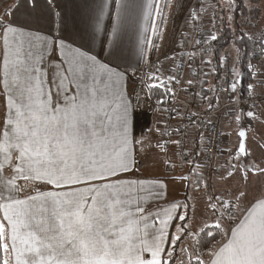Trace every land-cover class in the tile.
Listing matches in <instances>:
<instances>
[{
	"label": "snow or ice",
	"instance_id": "1",
	"mask_svg": "<svg viewBox=\"0 0 264 264\" xmlns=\"http://www.w3.org/2000/svg\"><path fill=\"white\" fill-rule=\"evenodd\" d=\"M67 2L0 0V264H264V0L198 3L169 52L181 0H71V34Z\"/></svg>",
	"mask_w": 264,
	"mask_h": 264
},
{
	"label": "crops",
	"instance_id": "2",
	"mask_svg": "<svg viewBox=\"0 0 264 264\" xmlns=\"http://www.w3.org/2000/svg\"><path fill=\"white\" fill-rule=\"evenodd\" d=\"M181 2L185 5L186 10L183 11V12L177 10L176 13L172 15V18L168 21L167 27L169 25L172 26V24H174V19H178V16L180 14H182L184 16V18L186 19V17L188 16V10L196 8L198 3H203L204 6L205 5L207 6V4L209 2H214V0H181ZM76 3H80V0H76ZM80 6H81V10H83V5L81 4ZM73 12H74V4H73V2H71V0H68V2L66 3V14H67V18H68L67 19V22H68V34H71ZM209 15H211V9L209 10ZM184 26H185V21H184ZM185 31L187 32L188 28L185 27V30H183V32H185ZM135 41H136L135 29H130L128 31L127 35H125V37H124V46H125V48L126 49L132 48V46L134 45ZM82 42H84V41L77 40V43H82ZM174 44H177V46L179 44H182V41H180V37L178 38L177 41L174 42ZM174 44H173V46H174ZM173 46L171 47V49L173 48ZM91 48H92L94 53L98 54L100 56V58L103 59L102 44H101V40L100 39L92 41L91 42ZM152 59L153 60L156 59L155 55H153ZM190 70H194L195 72H197L196 67L193 66V65L191 66ZM222 82H223V80H222ZM138 86L139 85H137V87ZM185 87H188L187 84L185 85ZM195 94H196L195 90L192 88L188 94H185V93L182 92L181 97H182L183 101H189V100L192 99V97L196 96ZM197 103H198V100H197ZM257 113L261 115L262 119L264 118V105H263V109L262 110H257ZM254 125H255V121H253V126H251V127H254ZM223 156L219 158L221 163L223 162V158H224ZM153 174L163 175L164 172H163L162 168L158 167L156 172L153 173Z\"/></svg>",
	"mask_w": 264,
	"mask_h": 264
},
{
	"label": "rangeland",
	"instance_id": "3",
	"mask_svg": "<svg viewBox=\"0 0 264 264\" xmlns=\"http://www.w3.org/2000/svg\"><path fill=\"white\" fill-rule=\"evenodd\" d=\"M184 21H185L184 16L182 14H180L178 16V19H174V24H172V26L169 25L167 27L166 38H165V40L163 42L164 43V49L163 50L165 52H168L171 49V47L173 46L174 42L177 41L178 38L180 37L179 35L183 32V30H185ZM204 23H205L206 26L210 27V25L208 24L207 17L204 20ZM230 51H231V47L228 49V52H230ZM198 63L199 62H198V58H197V62H196V64H194V66L196 67L197 73H200V71L197 69L199 67ZM190 68L191 67H189L188 72H187V79L192 75L193 72H195L194 70H190ZM262 105H264V104H262ZM234 129H235V125H233L232 128L227 127V125H225L223 127V131L225 133L231 132L230 136L226 135L227 144H226V146L224 148L225 150H227V148H229V147H232L234 149V147H235V145L237 143V136L235 134ZM247 129H248L249 137H255V136H257V132L258 131L264 129V124H261L258 121H255L254 127H251V128L248 127ZM261 139H262V141H264V137H262ZM223 157H224L223 158V162L227 161L228 156H227L226 151H225V154H224ZM177 175H178V173H177Z\"/></svg>",
	"mask_w": 264,
	"mask_h": 264
},
{
	"label": "trees",
	"instance_id": "4",
	"mask_svg": "<svg viewBox=\"0 0 264 264\" xmlns=\"http://www.w3.org/2000/svg\"><path fill=\"white\" fill-rule=\"evenodd\" d=\"M217 23H218V21H217ZM222 30L225 33L224 38L222 40H220L218 43L217 42H210L211 44H215L216 51L219 54H224V53L228 52V49L231 47V40H232L231 31L227 28V26H225ZM225 42H227V45H228L227 47H224ZM205 59H207V57H205ZM198 62H199L198 63L199 64L198 70L200 71L201 78H203V73H210L212 66L207 65V64L201 65L200 61H199V58H198ZM215 63H216V61H215V58H214L213 59V65ZM193 66H194V64H193ZM239 70L241 72H246V67H241V68H239ZM219 75L221 77L220 81L214 80L211 75H209L207 77V79L209 80L210 83H222V80H223V77H224L223 69L220 70ZM245 80H247V77H245ZM253 83H254V81H253ZM205 87H207V85H205ZM240 87L242 89L241 90V96L245 97V101H247V93L244 90V89H246V83L242 84ZM193 89L195 90V93H197L199 91V86L194 87ZM197 100H198V98H197ZM223 100L224 99L222 97V103H223ZM198 103H199V100H198ZM242 106L245 108V110H247V106L248 105H242ZM256 112H257V110H256ZM249 123L251 124V126H253V121L246 122L245 123V128L246 129L248 128V124Z\"/></svg>",
	"mask_w": 264,
	"mask_h": 264
},
{
	"label": "built area",
	"instance_id": "5",
	"mask_svg": "<svg viewBox=\"0 0 264 264\" xmlns=\"http://www.w3.org/2000/svg\"><path fill=\"white\" fill-rule=\"evenodd\" d=\"M188 69H189V67H188V64H187V60H185L184 72L182 73V76H183V78H184L185 81L187 79ZM185 85H186V83H185ZM137 88H139V86ZM181 95H182V92L180 93V101H183ZM228 103H229V101L227 99H224L223 100V104L224 105H227ZM257 103H258V106H257L256 110H262L263 109V105L260 104L259 101ZM243 105H248V101H244V104ZM218 127H220L219 123H218ZM216 140L219 143V147L222 148V149H224L225 146H226V144H227V142H226V135H224V136H218V137H216ZM222 156H220V157H222Z\"/></svg>",
	"mask_w": 264,
	"mask_h": 264
},
{
	"label": "bare ground",
	"instance_id": "6",
	"mask_svg": "<svg viewBox=\"0 0 264 264\" xmlns=\"http://www.w3.org/2000/svg\"><path fill=\"white\" fill-rule=\"evenodd\" d=\"M205 19H206V17H205ZM205 19H204V20H205Z\"/></svg>",
	"mask_w": 264,
	"mask_h": 264
}]
</instances>
